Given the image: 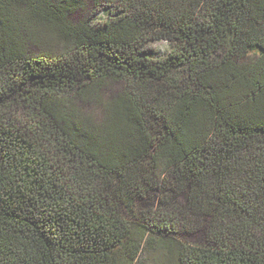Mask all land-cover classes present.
<instances>
[{"label": "trees", "instance_id": "obj_1", "mask_svg": "<svg viewBox=\"0 0 264 264\" xmlns=\"http://www.w3.org/2000/svg\"><path fill=\"white\" fill-rule=\"evenodd\" d=\"M154 243L264 264V0H0V264H134Z\"/></svg>", "mask_w": 264, "mask_h": 264}, {"label": "rangeland", "instance_id": "obj_2", "mask_svg": "<svg viewBox=\"0 0 264 264\" xmlns=\"http://www.w3.org/2000/svg\"><path fill=\"white\" fill-rule=\"evenodd\" d=\"M90 11L86 14H75L71 17L72 21L78 22L84 17L88 16ZM110 15V10L107 7H104L96 16H94V21L101 22L106 20ZM172 45L168 41L158 40L152 42L147 55L151 58H163L169 55ZM113 89H118L117 86H114ZM160 192L154 190L151 193V199H143L137 202L138 214L140 212L156 211L158 206V196ZM144 229L137 227V236L140 237ZM149 232L146 234L145 240L148 237ZM153 236V235H152ZM182 239L189 244L201 245L204 243V234L201 231H193L190 233H184ZM134 264H171V261L168 259L165 253L162 250L156 247V243L149 244L145 246L142 252L139 255L138 261Z\"/></svg>", "mask_w": 264, "mask_h": 264}]
</instances>
